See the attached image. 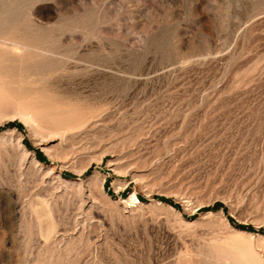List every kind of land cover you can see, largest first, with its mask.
I'll list each match as a JSON object with an SVG mask.
<instances>
[{
  "label": "rangeland",
  "instance_id": "374dc122",
  "mask_svg": "<svg viewBox=\"0 0 264 264\" xmlns=\"http://www.w3.org/2000/svg\"><path fill=\"white\" fill-rule=\"evenodd\" d=\"M0 264H264V0H0Z\"/></svg>",
  "mask_w": 264,
  "mask_h": 264
},
{
  "label": "trees",
  "instance_id": "16d2710c",
  "mask_svg": "<svg viewBox=\"0 0 264 264\" xmlns=\"http://www.w3.org/2000/svg\"><path fill=\"white\" fill-rule=\"evenodd\" d=\"M8 125H10V126H16V127H21L20 123L17 122V121H11V122H8ZM38 157H39L40 159H42V156H41L40 152H38ZM162 199L165 200V201H167L166 198H162ZM220 205H221V204L218 203V202L214 204L215 207H219ZM242 228H246V229H247L248 227H247V226H246V227H243V226H242Z\"/></svg>",
  "mask_w": 264,
  "mask_h": 264
},
{
  "label": "bare ground",
  "instance_id": "6f19581e",
  "mask_svg": "<svg viewBox=\"0 0 264 264\" xmlns=\"http://www.w3.org/2000/svg\"><path fill=\"white\" fill-rule=\"evenodd\" d=\"M24 151H25V152H27V150H26V149H24Z\"/></svg>",
  "mask_w": 264,
  "mask_h": 264
}]
</instances>
